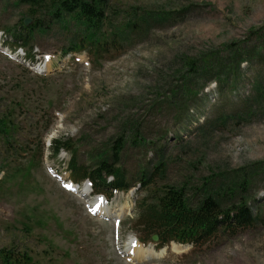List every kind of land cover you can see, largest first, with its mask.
Returning a JSON list of instances; mask_svg holds the SVG:
<instances>
[{"label": "rangeland", "instance_id": "rangeland-1", "mask_svg": "<svg viewBox=\"0 0 264 264\" xmlns=\"http://www.w3.org/2000/svg\"><path fill=\"white\" fill-rule=\"evenodd\" d=\"M187 7L178 19L116 40L96 61L86 50L70 52L73 31L66 26L45 18V31L29 32L22 27L24 18L34 20L28 7L0 0V31L7 33L0 45V250L26 251L35 264H264V102H254L253 87L256 74L264 82V0H108L106 26ZM13 32L34 54L29 65L3 51L18 47ZM232 43L261 52L241 64L234 87L202 79L196 87L203 88L186 98V61L214 51L223 57ZM37 64L42 72L32 68ZM118 137L126 145L117 166L134 186L110 197L107 190L99 212L93 203L101 193L63 187L69 153L52 155L50 144L62 138L80 162L92 163ZM254 164L260 167L248 188L259 218L253 226L175 250L173 241L156 248L136 224L137 201L164 185L184 188L195 202L204 179ZM142 172L150 183H139ZM125 206L118 224L108 219ZM128 237L152 250L133 257L124 251Z\"/></svg>", "mask_w": 264, "mask_h": 264}, {"label": "trees", "instance_id": "trees-1", "mask_svg": "<svg viewBox=\"0 0 264 264\" xmlns=\"http://www.w3.org/2000/svg\"><path fill=\"white\" fill-rule=\"evenodd\" d=\"M28 7L29 14L34 22L29 32L34 30L45 31L41 25L43 19L47 23L65 27L73 31L74 41L68 48L78 52L86 50L93 60L99 61L102 51L116 48V40L126 42L134 32L141 33L155 23L171 17L178 19L187 8L171 13L144 11L136 15L131 25L125 21L117 26H106L108 0H17ZM21 34H14L15 41ZM232 43L225 55H215L209 52L203 59L196 61L189 59L185 63L182 75L184 80L185 97L199 92L196 81L207 79L217 82L220 86H231L241 79V64L253 60L260 52L248 54L242 48ZM256 49L262 50L261 47ZM248 55H250L248 59ZM247 56V57H246ZM209 75V76H207ZM254 102H264V82L260 75L254 76ZM208 81V82H206ZM190 94V95H189ZM189 95V96H188ZM257 105V104H256ZM241 114L248 117L254 105H245ZM134 141V140H132ZM126 145V140L118 137L110 145L106 153L99 152L91 156L92 163L80 162L77 158V149L73 148L62 138H55L51 143V153L57 155L61 149L69 153L67 167L69 176L75 182L88 178L95 192L109 190H128L131 186L126 182L122 169L117 166L120 154ZM94 161H93V159ZM163 162L155 166L157 172H162ZM260 164L251 168L236 170L234 175L223 174L203 180L199 188V197L195 202L189 198V191L176 185H164L160 193L152 192L137 201L138 213L136 224L151 240L157 235L156 248L174 241L176 243L195 245L201 244L219 231H237L251 227L258 221L249 205L252 200L249 186ZM111 176L112 180L107 181ZM150 177L142 172L139 183H150ZM142 185V184H141ZM0 264H35L32 256L26 251L0 250Z\"/></svg>", "mask_w": 264, "mask_h": 264}, {"label": "bare ground", "instance_id": "bare-ground-1", "mask_svg": "<svg viewBox=\"0 0 264 264\" xmlns=\"http://www.w3.org/2000/svg\"><path fill=\"white\" fill-rule=\"evenodd\" d=\"M80 191L82 193H85L87 191V186H83L81 187ZM103 205H99L97 206L98 211H102ZM128 209V206L125 207H119L118 209H116L112 215H109L110 217H117L120 216L121 214L125 213L126 210ZM108 214H110V212H108ZM125 251L126 253L132 254L133 257H141V256H147V254L150 252V248L148 247H143L141 246L138 241L132 237H128L127 241L125 242ZM173 249L178 250L179 248H182L183 245L182 244H177V243H173L172 244Z\"/></svg>", "mask_w": 264, "mask_h": 264}, {"label": "water", "instance_id": "water-1", "mask_svg": "<svg viewBox=\"0 0 264 264\" xmlns=\"http://www.w3.org/2000/svg\"><path fill=\"white\" fill-rule=\"evenodd\" d=\"M30 22H31V20H30L29 18H25V19L23 20V23H24L25 26H28ZM152 239H153V240H156V239H157V236H156V235H153V236H152Z\"/></svg>", "mask_w": 264, "mask_h": 264}]
</instances>
